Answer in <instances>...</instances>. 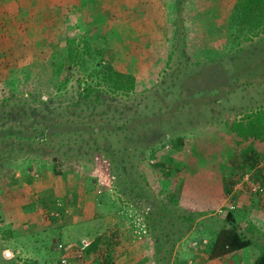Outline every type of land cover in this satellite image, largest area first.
Listing matches in <instances>:
<instances>
[{
	"label": "rangeland",
	"instance_id": "obj_1",
	"mask_svg": "<svg viewBox=\"0 0 264 264\" xmlns=\"http://www.w3.org/2000/svg\"><path fill=\"white\" fill-rule=\"evenodd\" d=\"M235 2L0 0V264H96L131 245L141 264H206L225 201L252 242L216 264L264 249V202L256 226L242 206L258 199L241 180L251 169L189 166L193 136L264 104L263 80L234 82L233 64L264 46V29L233 22ZM71 42L90 48L74 64ZM46 126L57 133L37 139ZM96 236L86 261L80 240Z\"/></svg>",
	"mask_w": 264,
	"mask_h": 264
},
{
	"label": "trees",
	"instance_id": "obj_2",
	"mask_svg": "<svg viewBox=\"0 0 264 264\" xmlns=\"http://www.w3.org/2000/svg\"><path fill=\"white\" fill-rule=\"evenodd\" d=\"M231 18L240 29L247 32L262 31L264 29V0H236L232 8ZM85 37L91 39L88 35ZM95 37L96 42L94 44L100 49L102 47L98 43L100 37ZM79 46L80 44L74 42L67 46V56L73 64L77 62L79 54L82 56L84 52L88 54L87 52L90 51L86 42ZM239 61L242 62H237L232 67L234 71L237 70L235 84L251 85L254 81L259 82L260 80L264 82V46L252 48L250 53L242 55ZM87 64L95 69V73L99 76L102 73L108 80H112L115 88L130 89L134 86V76L130 73L117 70L114 67L104 68V65L99 61H88ZM244 64L247 66L242 68ZM261 77L263 78L261 79ZM80 84L82 87H89L86 81H82ZM97 96L96 94L95 97ZM8 132H10L9 135L13 134L11 130ZM55 133H57L56 130L46 126L34 136L43 140ZM190 148L189 166L191 167L197 165V158L201 155L208 161L223 165H228L238 157L245 166L247 165L246 169H252L251 167L257 165L264 158V104L260 105L258 109H251L240 118L225 119L211 129L202 130L191 138ZM222 214H224L228 225L220 227L216 232L210 243L209 258L237 253L252 242L251 238L244 235L243 229L235 221L231 211ZM101 238L102 236H96L83 248L82 254L86 261L91 259L90 253L97 249ZM116 257L117 251L112 249L108 253H104L96 264H117ZM252 264H264V249L258 252Z\"/></svg>",
	"mask_w": 264,
	"mask_h": 264
},
{
	"label": "crops",
	"instance_id": "obj_3",
	"mask_svg": "<svg viewBox=\"0 0 264 264\" xmlns=\"http://www.w3.org/2000/svg\"><path fill=\"white\" fill-rule=\"evenodd\" d=\"M251 168H252L251 169V172L253 174L254 179L256 181H259V183H262L264 185V158L257 165H255V166H253ZM248 192H249V190H248ZM239 196H242V195L239 194ZM256 197L258 198L257 199V203H252L249 207H248V205H242L245 208L244 212L245 211L247 212V210L250 209V208L253 210L254 208H257L258 206H260V204H262L264 202V197H262L261 195H257ZM251 213H253L252 217H254L253 218L254 220L253 219L252 220H253V222H255V220L257 218V216H255V214L258 215L259 212L255 213V211L253 210V212L251 211ZM258 216L260 218L262 217L261 219H264V215L261 214V212L259 213ZM248 222H250V220ZM262 222H264V221H262ZM244 224H245V222H244ZM256 224L258 225V223L255 222V226H256ZM135 248H137V246L131 245L129 247V250H125L122 253H119L117 255V257H116L117 264H141V263H144L145 262V259L144 258L145 257H149V255L146 254L143 258L138 255L139 257L137 256V257H135L136 258L135 259V258H133V256H135V255H132V252L135 250ZM138 250H140V249H138ZM240 250L238 251L239 252L238 254L239 255H242V252ZM257 254H258V252H256V251L251 252V256H250L251 259L250 260L248 259L250 257H247L245 255L243 257V259H245V263L252 264L253 261H254V259H255V257L257 256ZM207 257H208V255H207ZM217 258H220L221 259V258H224V256H220V257H216V258H209L208 257L209 260L206 262V264H216V259Z\"/></svg>",
	"mask_w": 264,
	"mask_h": 264
},
{
	"label": "built area",
	"instance_id": "obj_4",
	"mask_svg": "<svg viewBox=\"0 0 264 264\" xmlns=\"http://www.w3.org/2000/svg\"><path fill=\"white\" fill-rule=\"evenodd\" d=\"M241 180L247 184V188L250 193L255 195H261L262 197H264V185L254 180L251 171L244 173ZM217 210L221 213L231 211L234 214H239V206L236 205V202L234 201H225L218 207ZM80 242H81L80 248L83 249L85 246L88 245L90 241L89 239L84 237L80 240ZM81 253L82 251L80 250L78 256H81ZM61 261L63 263H66L67 259L64 257L61 259Z\"/></svg>",
	"mask_w": 264,
	"mask_h": 264
}]
</instances>
